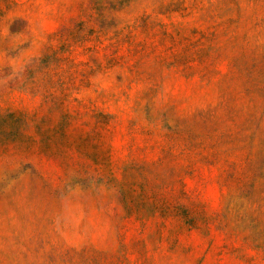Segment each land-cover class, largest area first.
I'll use <instances>...</instances> for the list:
<instances>
[{"label": "rangeland", "instance_id": "obj_1", "mask_svg": "<svg viewBox=\"0 0 264 264\" xmlns=\"http://www.w3.org/2000/svg\"><path fill=\"white\" fill-rule=\"evenodd\" d=\"M0 264H264V0H0Z\"/></svg>", "mask_w": 264, "mask_h": 264}]
</instances>
